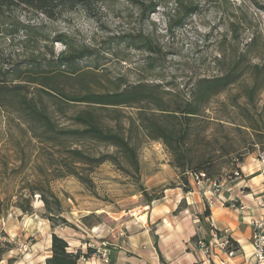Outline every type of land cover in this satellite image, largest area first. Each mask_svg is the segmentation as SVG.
Returning a JSON list of instances; mask_svg holds the SVG:
<instances>
[{
  "label": "rangeland",
  "instance_id": "rangeland-1",
  "mask_svg": "<svg viewBox=\"0 0 264 264\" xmlns=\"http://www.w3.org/2000/svg\"><path fill=\"white\" fill-rule=\"evenodd\" d=\"M160 1L145 19L136 8L121 1L110 2L97 20L82 11L65 14L57 21L19 11L20 20L40 26V35L50 36L39 42L26 36L21 28L0 20V69L11 72L9 78L0 75V85L17 83L10 81L12 71L20 66L24 69L30 58L40 56L43 65L34 67L31 73L36 78L47 76L45 89H55L57 98L38 91L39 84H30L25 90L28 98L45 103L58 129L73 128L78 125L72 117L88 106L64 102L58 98L62 92H104L115 89L123 79L129 84L146 81L161 84L166 91L182 90L183 94H190L196 79L221 74L239 62L241 78L211 101L206 110L210 121L204 120L205 129L201 130L203 143L192 147L198 154L208 155V159L213 153L214 160L207 163L212 174L199 180L201 183L190 172L187 176L189 183L194 181L190 183L191 190L194 183L196 187L206 186L209 196L212 192L214 197L227 184L255 185L256 177L264 169V89L254 102L244 93L254 80L253 65L264 66V0H257L258 4L250 0H188L197 3L199 10L183 27H171L179 7L168 0ZM59 33L66 34L76 47L94 51L79 61L75 72L64 66L53 68L50 51L53 49L57 55L68 49L60 41H51ZM128 33L149 35L161 52L150 55L133 49L127 41L118 38ZM263 82L264 74L260 77V83ZM162 94L167 100L173 98L166 92ZM17 99L8 94L0 96V198L4 201V215H0V260L4 259V264H19L16 261L26 264L24 258L34 253L33 247L37 249L36 259L48 254L45 239L41 237V222L46 219L39 194L33 196L34 214L24 215L15 205L17 200L24 202L33 190L46 187L59 196L63 215L76 225V228H62L70 233V249L86 254L80 262L93 264L105 259V255L109 261L106 248L111 235L119 240L125 238V222L144 220L148 208L159 201L156 199L148 205L142 188L152 197H160L181 186L179 170L170 164V152L162 142L134 131L131 143L140 161V171L134 172L113 146L46 132L21 109ZM98 112L106 123L116 127L110 114ZM134 113V108L122 109L120 115L126 126L127 117ZM69 147L85 149L94 156L115 153L127 170L110 161L99 166L77 162L68 157ZM238 153L243 155L242 160ZM69 167L85 175L87 181L69 175ZM87 215H92L87 221L90 226L83 223ZM11 229L18 234L11 236ZM23 245H27V250ZM34 264H40V260Z\"/></svg>",
  "mask_w": 264,
  "mask_h": 264
},
{
  "label": "trees",
  "instance_id": "trees-1",
  "mask_svg": "<svg viewBox=\"0 0 264 264\" xmlns=\"http://www.w3.org/2000/svg\"><path fill=\"white\" fill-rule=\"evenodd\" d=\"M114 1H121L136 8L139 15L144 19L149 18L150 14L161 4L160 0H0V20L21 28L26 33V36L32 39L35 38L34 40L39 42L41 38L49 39L50 36L45 35L44 37L40 35V26L33 25L27 20H20L17 15L19 11L26 10L41 14L51 21H57L68 13L82 11L90 18L97 20L103 8ZM250 1L257 3V0ZM168 2H173L179 7L178 15L173 18L171 27L172 25L174 27H183L187 19L199 10V5L192 1L168 0ZM118 38L127 41L128 45L133 49L144 51L150 55L161 52L155 41L149 35H144L143 33L138 35L128 33ZM51 41H60L68 48L57 55L53 49L50 51L53 68L64 66L75 72L79 61L94 53L89 48L76 47L69 41L67 35L63 33L54 36ZM42 65L40 56L36 55L28 60L24 69L21 66L16 67L12 71L13 74L10 76V81L18 82L0 85V96L8 94L15 99L18 98L17 102L21 109L30 117L36 119L46 132L51 133V135L94 140L97 143L113 146L125 157L134 172L138 173L140 171V161L136 147L131 143V135L134 131H140L145 137L160 141L165 145L172 157L170 164L179 170L182 179L181 187L185 192L191 191L189 177L187 176L189 172L191 174L203 172L208 177L212 174L211 167L207 163L214 160L213 153H211V159H208V155L205 153L198 154V151L196 152L192 147L194 144L203 143L201 130L205 129L202 128L204 120L210 121L206 118V110L210 106L211 101L225 93L241 78L242 71L239 68V62L231 65L229 69L221 74L196 79L190 94H183L182 90L175 93L174 91H166L162 89L161 84H151L146 81L129 84L123 79H121L115 89L104 92L87 91L79 94L62 92L61 97L58 96V98L64 102L85 104L88 107L72 117L75 124L78 125L77 127L61 129H58L45 103H40L35 98H28V94L25 91L30 88V84H39L38 91L53 96L52 98H57L54 93L55 89H45L47 76L41 75V77L36 78L31 73L34 67H41ZM9 73H11L10 70L0 69V75H3L4 78H9ZM253 74V83L245 88L244 93L251 102H254L255 97L264 89V82L260 83V77L264 74V66L254 64ZM162 92L171 94L173 98L167 100ZM236 104H238V100H236ZM126 107L135 109V113L127 117V126L120 115L122 109ZM99 110L110 114L113 118L112 120L115 121L116 127L106 123L103 114L98 112ZM113 113L116 114L115 117H113ZM218 121L219 124L223 125L221 119H218ZM251 126L248 125V127ZM207 139H204L205 143L209 142ZM66 150L68 157L77 162L99 166L110 161L114 164H119L123 170H127L115 153H104L94 156L82 148L69 147ZM242 156L239 153L237 155L240 160H242ZM69 168V175H75L80 180L87 181L85 175H82L74 168ZM142 193L146 196L148 205L164 196L152 197L145 188H142ZM34 194H39L45 209L43 218L48 220L53 228H76V225L72 224L63 215V203L59 196L46 187L33 190L29 196L24 198V202L16 201L15 205L21 210L22 214L31 215L35 213L32 204ZM3 206L4 201L0 198V215H4ZM180 208L181 205L178 210ZM204 214L206 216L210 215L209 207L206 208ZM92 215L83 217L85 225L90 226L87 221ZM192 239L196 241L197 237ZM155 243L157 246V240ZM230 248L236 252L239 251L237 243L232 239ZM50 252L45 264H82L80 262L81 259L86 258V254L71 250L69 242L56 233H53L51 237Z\"/></svg>",
  "mask_w": 264,
  "mask_h": 264
},
{
  "label": "crops",
  "instance_id": "crops-1",
  "mask_svg": "<svg viewBox=\"0 0 264 264\" xmlns=\"http://www.w3.org/2000/svg\"><path fill=\"white\" fill-rule=\"evenodd\" d=\"M256 178L255 185L246 182L227 184L213 198V202L209 197V187H196L195 183L189 192H185L181 186H177L173 192L166 191L157 203L148 208L144 220L125 222V238L119 240L111 235L110 245L106 248L109 261L105 262L103 258L93 264H198L203 259L198 239L206 238L211 228L227 230L230 239L239 247L233 257L216 251L211 264H264L256 261L251 240L252 221L264 213L260 205L264 196V169ZM193 182L190 180L191 184ZM207 207L210 215L206 216ZM41 225V237L45 239L48 254L36 259L37 249L33 247L31 250L34 253L24 258L26 264H34L38 260L40 264H45L51 253L53 233L65 238L70 246L72 244L70 233L64 228H53L48 220L41 222ZM9 234L15 236L18 231L11 229ZM193 237H197V240H193ZM4 262V259L0 260V264ZM15 263L20 264L19 261Z\"/></svg>",
  "mask_w": 264,
  "mask_h": 264
},
{
  "label": "built area",
  "instance_id": "built-area-1",
  "mask_svg": "<svg viewBox=\"0 0 264 264\" xmlns=\"http://www.w3.org/2000/svg\"><path fill=\"white\" fill-rule=\"evenodd\" d=\"M192 176L196 178L199 183H201L199 180L206 178V174L203 172L195 173ZM210 194L211 196L209 197L211 200L213 199L214 194L212 192ZM260 205L264 209V196ZM252 226L253 235L251 240L255 251V258L257 262L264 263V213L261 217L252 221ZM198 245L203 254V259L198 264H211V260L214 255H216V251L224 252L228 257H233L237 253L235 250L230 248L231 239L227 230L211 228L208 236L200 239ZM23 247L24 250H27V245H23ZM107 261L108 258L105 255V262Z\"/></svg>",
  "mask_w": 264,
  "mask_h": 264
}]
</instances>
